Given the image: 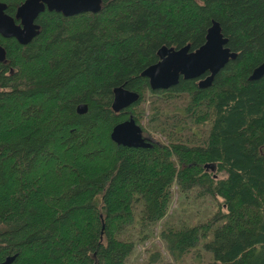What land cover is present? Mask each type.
I'll return each instance as SVG.
<instances>
[{
    "label": "trees",
    "instance_id": "trees-1",
    "mask_svg": "<svg viewBox=\"0 0 264 264\" xmlns=\"http://www.w3.org/2000/svg\"><path fill=\"white\" fill-rule=\"evenodd\" d=\"M23 1L0 0L10 16ZM212 21L235 58L208 87L151 90L141 72L158 49L195 50ZM37 22L28 45L0 36V264H125L128 227L164 218L173 184L225 207L161 231L175 259L203 241L206 264H264V76L249 80L264 60V0H102L95 14L44 10ZM118 86L139 93L126 109L138 124L145 92L155 98L166 142L111 140L129 114L111 107Z\"/></svg>",
    "mask_w": 264,
    "mask_h": 264
},
{
    "label": "water",
    "instance_id": "water-1",
    "mask_svg": "<svg viewBox=\"0 0 264 264\" xmlns=\"http://www.w3.org/2000/svg\"><path fill=\"white\" fill-rule=\"evenodd\" d=\"M45 8L61 12L64 16L84 12L97 13L101 8V0H25L16 12V18L21 22L19 25L13 17L5 13L6 4L0 2V35L15 38L22 45L27 44L37 34L39 27L34 21ZM226 42L218 22L212 21L201 46L195 50H190L189 45L179 49L162 46L157 51L159 60L145 68L141 76L147 78L149 88L153 91L167 90L175 86L180 78L198 79L204 74L206 75L198 81V86L208 87L214 76L236 56L225 46ZM5 54V49L0 45V62L5 59ZM263 76L264 60L252 70L249 80H258ZM139 98L138 92L118 86L113 90L111 107L113 111L120 112L138 102ZM76 110L83 114L87 111V106L80 104ZM110 138L117 145L126 147L152 146V140L143 136L142 127L132 115L112 128ZM13 258L14 256L6 257L2 264H9Z\"/></svg>",
    "mask_w": 264,
    "mask_h": 264
},
{
    "label": "rangeland",
    "instance_id": "rangeland-1",
    "mask_svg": "<svg viewBox=\"0 0 264 264\" xmlns=\"http://www.w3.org/2000/svg\"><path fill=\"white\" fill-rule=\"evenodd\" d=\"M154 99L149 92H145V100L140 103L138 108L143 110L139 125L144 130V136L150 137L154 142L164 143L167 141V137L161 134L157 125H154L151 120L152 100ZM191 130L188 131V134ZM184 133L187 132L184 131ZM206 170L214 172L215 169L214 166L207 165ZM214 175L217 178L224 177L223 173H214ZM224 211L225 207L219 196L207 195L197 186L181 190L176 184H173L170 204L164 218L154 225L143 226L136 222L128 227L129 236L134 240V250L125 264H206L212 257L202 245L203 241L182 258L175 259L166 248L160 233L167 226L179 228L205 223L219 212L223 213ZM153 254L156 255V258L152 257ZM152 258L155 260L151 262Z\"/></svg>",
    "mask_w": 264,
    "mask_h": 264
},
{
    "label": "flooded vegetation",
    "instance_id": "flooded-vegetation-1",
    "mask_svg": "<svg viewBox=\"0 0 264 264\" xmlns=\"http://www.w3.org/2000/svg\"><path fill=\"white\" fill-rule=\"evenodd\" d=\"M25 1V0H24ZM23 1V2H24ZM22 2V3H23ZM101 2H102V0H101ZM22 3H20L19 5H21ZM19 5L15 8V13H14V16H11V17H13L14 19H15V22H16V24H20L21 22H20V20L19 19H17L16 18V12H17V8L19 7ZM44 10H47V11H49L47 8H45ZM43 10V11H44ZM42 11V12H43ZM52 12V11H51ZM54 12H56V11H54ZM5 13H6V11H5ZM41 13V12H40ZM56 13H60L62 16H64L61 12H56ZM84 13H89V14H95V13H92V12H84ZM7 14V13H6ZM78 14H82V13H78ZM78 14H75V15H72V16H76V15H78ZM9 15V14H8ZM10 16V15H9ZM39 16V15H38ZM72 16H64V17H72ZM37 19H38V17L35 19V21H34V23L36 24V25H38V27H39V29H40V25H39V23L37 22ZM38 29V30H39ZM1 36V35H0ZM37 36V34L31 39V41L30 42H28L27 44H25V45H28V44H30L32 41H33V39L35 38ZM3 38H5V37H3ZM15 39V38H14ZM16 40V39H15ZM17 41V40H16ZM18 42V41H17ZM20 44V43H19ZM22 45V44H21ZM2 46V45H1ZM3 47V46H2ZM4 48V47H3ZM201 78H199L198 79V81L200 80ZM129 108V107H128ZM128 108H125V109H123V110H121L120 112H126V109H128ZM126 113H129L128 115H127V118L130 116V115H132L133 116V114L131 113V112H126ZM134 117V116H133ZM126 118V119H127ZM144 132V130L142 129V133ZM143 136H144V134H143ZM144 137H146V136H144ZM146 138H150V137H146ZM151 139V138H150ZM152 140V139H151ZM152 142H154V140H152Z\"/></svg>",
    "mask_w": 264,
    "mask_h": 264
}]
</instances>
